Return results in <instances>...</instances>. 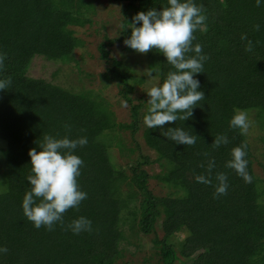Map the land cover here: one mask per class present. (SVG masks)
Instances as JSON below:
<instances>
[{"label": "trees", "instance_id": "obj_1", "mask_svg": "<svg viewBox=\"0 0 264 264\" xmlns=\"http://www.w3.org/2000/svg\"><path fill=\"white\" fill-rule=\"evenodd\" d=\"M126 1L120 10L119 34L105 35L97 45L105 68L99 72L105 88L117 82V101L128 106L130 121L118 123L111 104L99 91L66 89L57 82L27 76L35 56L61 64L69 59L79 63L72 55L86 43L70 27L92 23L88 5L93 1L0 0V53L7 54L0 79L12 77L11 86L0 90V148L4 150L0 160L4 166L0 176V247L8 248L7 254L0 253V264H123L117 263L122 256L116 246L121 236L117 223L122 218L124 187L126 197L140 204V231L155 232V223L161 220L158 225L163 237H155L153 242L160 247L162 264H174L185 257L184 264H264V171L261 174L254 166L246 135L229 127L233 110H245L253 115L252 126L264 144V0L260 7L255 0H194L204 6L207 16L205 30L196 31L193 41L201 44L203 54L209 57L204 72L195 76L205 99L193 109L190 119L155 129L143 122L147 91L162 84L174 69L153 49L151 57L159 60L156 80L143 73L131 81L123 71L127 73L125 58L134 50L124 40L131 35L129 24L136 13L160 10L167 6V0ZM254 24L260 25L259 31L253 29ZM242 34L253 42V51H245L247 42L241 40ZM115 46L121 49L117 57L113 55ZM141 84L147 86L143 97L132 98ZM65 124L71 126L70 133ZM169 127L198 136L195 145L175 144L161 135ZM140 130L145 147L155 155L153 160L141 153V143L135 138ZM115 132L117 138L109 135ZM122 132L131 140L128 153H138L129 177L126 168H118L109 154L114 146L124 148ZM57 133V138L87 137L86 146L74 150L84 162L78 183L87 199L79 211H67L64 220L68 223L84 216L92 222L91 232L76 235L59 225L54 231L37 229L23 214V197L30 189L26 177L32 167L28 152L40 150L38 143L44 134ZM218 134L226 135L229 143L213 148ZM242 143L247 144L245 158L251 183L225 167L231 149ZM210 159L215 161L212 185L198 183L195 176L207 175ZM202 163L203 168L199 166ZM152 164L165 169V181L156 177L170 190L165 196H155L148 189V166ZM261 166L264 169V163ZM218 172L227 175L229 187L226 195L214 198ZM189 175L194 180H188ZM181 229L186 234L175 247L172 239Z\"/></svg>", "mask_w": 264, "mask_h": 264}, {"label": "clouds", "instance_id": "obj_2", "mask_svg": "<svg viewBox=\"0 0 264 264\" xmlns=\"http://www.w3.org/2000/svg\"><path fill=\"white\" fill-rule=\"evenodd\" d=\"M255 4L260 7L261 0H255ZM205 11L204 6L202 4L198 6L194 0H167V6L160 10L152 8L146 12L140 11L132 17V23L129 24L131 35L124 40V44L139 54H147L155 49L163 54L167 63L174 69L166 74L162 84L152 86L147 91L148 109L143 122L149 129L163 128L168 123L190 119L193 116V109L205 99L204 92L198 90L200 82L195 76L204 72V63L209 57L203 54L201 44H193L196 39L194 33L206 28ZM253 29L259 31L260 25L254 24ZM241 40L247 42L246 52L253 51V42L248 39L247 34H242ZM6 58V53H0V70H3ZM11 84V76L0 79V90L8 89ZM233 112L229 127L239 129L241 135H247L254 122L249 119L245 110L237 108ZM64 128L70 133V125L65 124ZM161 135L175 144L187 146H194L198 137L179 127H169L161 132ZM58 136L59 133L56 136L44 134L38 143L40 150L32 148L28 152L32 167L31 173L26 177L30 189L23 197V214L37 229L44 227L48 231H54L59 225L63 230H70L76 235L91 232L92 222L84 216L68 223L64 220L67 211L70 209L79 211L81 202L87 199V193L81 190L78 183L84 162L74 154L78 146H86L87 137L70 139L68 135L62 138H57ZM228 143L226 135L218 134L212 147L218 148ZM246 149V143L232 148L231 158L225 167L233 169L246 183H251L252 177L247 171L248 161L245 158ZM203 155L208 156V153L205 152ZM199 166L203 168L204 164ZM214 168L215 161L210 159L207 163V175H196L195 180L198 183L212 185ZM227 179L225 173H216L214 198L227 194L229 187ZM7 252V247H0V253Z\"/></svg>", "mask_w": 264, "mask_h": 264}, {"label": "rangeland", "instance_id": "obj_3", "mask_svg": "<svg viewBox=\"0 0 264 264\" xmlns=\"http://www.w3.org/2000/svg\"><path fill=\"white\" fill-rule=\"evenodd\" d=\"M79 1V0H75ZM87 1V0H83ZM93 1L92 5H88L92 14L90 16L93 17L91 20V24H87L84 27H80L77 25H71L70 29L75 33L76 36L81 37L86 45L81 47V51L75 49L73 58L79 59V63L74 59H69L68 62H50L43 60L42 57L35 56L30 63L29 70L27 73L28 77L42 79L44 81H54L57 82L61 87L66 89H83L86 92L91 93V90H97L101 93V97L105 98L110 104V110L114 114V118L118 123L121 122H129V111L126 103H123L122 100L117 101V90L119 89V84L117 82H113L108 85V88H105V82L102 79V76L99 75V72H105V68L103 62L98 56L97 45L104 41V36L109 35L110 37L116 36L119 34L120 27L122 25L120 10L122 5L127 3L126 0L119 1H111V0H88ZM81 5V4H78ZM74 6V4H73ZM87 8V7H86ZM78 9V8H77ZM81 39V44L84 42ZM116 53L113 52L114 57H117L119 47L115 46ZM80 53L84 55L80 57ZM91 53L90 55H88ZM152 51L147 54H139L137 52H129L128 57L125 58L127 73L123 71L125 75L131 81H134L133 78H138L140 74H147L151 77V80H156L158 77V56H155L154 59L151 57ZM118 60V58H117ZM155 85V83H153ZM107 85V81H106ZM151 85L148 86V88ZM144 88L147 86L145 84H141L138 86L137 93L132 94V98L141 99L144 95ZM143 89V90H142ZM126 104V106H125ZM248 117L252 120L253 115L248 113ZM118 132V130H117ZM110 133L109 135L116 137L118 133ZM141 132L139 131L135 135V138L140 141L142 150L141 153L144 156H147L150 160L155 158L154 153L147 149L143 143V139L141 138ZM258 131L255 130L254 126L249 128L248 134L246 135L247 141L250 142L251 152L254 158V166H256L257 170H261V174L264 171L263 167H259L260 164L264 163V144L263 142L258 140ZM122 138L124 140V148H116L114 146L110 151V157L112 158V162L119 168H126L128 177L132 175L131 167L133 165V160L136 159L137 152L130 155L128 153V147H132L130 144V137L124 132H122ZM2 142V141H0ZM1 144V143H0ZM3 151L0 148V160L3 156ZM121 170V169H120ZM165 169L160 164H152L148 166V172L150 174V178L148 180V189L155 196H165L169 189H166L162 182L157 181L156 177H162V181H165ZM4 173V166L0 163V176ZM188 180H194V177L187 176ZM127 189L124 187L122 191V197L120 200L121 208L123 209L122 218L117 223V229L120 231L121 236L117 242L116 248L120 252V257L117 259V263L121 262L123 264H162V257L160 252V247L156 246L154 238L161 239L163 237V233L159 227V223L161 220L159 219L157 223H155L154 230L155 232H150L145 234L139 228V220L140 215V204H138L137 200L128 199L126 197ZM186 231L181 229L178 231L176 237L172 239V242L175 244V247H178L180 241L185 237ZM178 249V248H177ZM179 251V250H178ZM187 258H181L180 261H177L174 264H184L183 260Z\"/></svg>", "mask_w": 264, "mask_h": 264}]
</instances>
